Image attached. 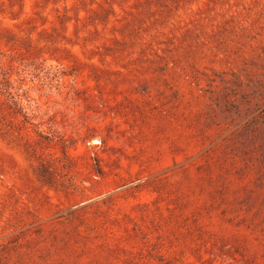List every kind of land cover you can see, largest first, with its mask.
<instances>
[{"label": "rangeland", "instance_id": "obj_1", "mask_svg": "<svg viewBox=\"0 0 264 264\" xmlns=\"http://www.w3.org/2000/svg\"><path fill=\"white\" fill-rule=\"evenodd\" d=\"M0 264H264V0H0Z\"/></svg>", "mask_w": 264, "mask_h": 264}]
</instances>
